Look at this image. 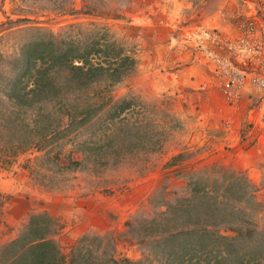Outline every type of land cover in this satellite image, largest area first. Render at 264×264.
<instances>
[{
  "label": "rangeland",
  "instance_id": "1",
  "mask_svg": "<svg viewBox=\"0 0 264 264\" xmlns=\"http://www.w3.org/2000/svg\"><path fill=\"white\" fill-rule=\"evenodd\" d=\"M262 1L73 0V11H58L49 0H0L3 56L16 53L39 32L82 38L94 29L108 31L135 59L133 69L111 87L112 97L142 105L139 115L127 110L130 125L138 119L158 129L155 150L137 152L128 145L127 131L125 142L115 140L86 158L87 163L107 164H88L62 177L55 173L53 158H82L81 145L101 134L105 115L53 144L47 154L50 148L30 147L2 161L0 250L32 215L43 213L57 222L54 239L66 262L77 244L90 249V263L139 261L148 251L132 239L126 221L155 217L188 194L189 179L212 177L220 170L244 173L256 184L255 196L263 206L253 219L264 228V161L248 156L256 149L264 152L261 93L253 91L252 97L245 94L230 104L208 63L209 53L220 50V39L255 32L245 31L251 21L261 28ZM107 244L112 248L108 254Z\"/></svg>",
  "mask_w": 264,
  "mask_h": 264
},
{
  "label": "trees",
  "instance_id": "2",
  "mask_svg": "<svg viewBox=\"0 0 264 264\" xmlns=\"http://www.w3.org/2000/svg\"><path fill=\"white\" fill-rule=\"evenodd\" d=\"M49 3L58 11L74 10L73 0ZM134 64V57L105 29H94L82 38L39 32L21 43L16 53L0 55V163L30 147L50 148L47 154L53 144L77 128L90 126L101 115H105L104 128L93 141L81 145L82 158L68 154L65 162H59L56 155L52 161L55 173L62 177L88 164H107L104 160L87 163L86 158L107 150L115 140L125 142L130 132L128 145L137 152L158 148L154 125L148 128L138 119L131 125L128 122L127 110L133 108L139 115L142 105L135 107L131 99L111 95V87ZM188 188L186 196L155 217L126 221L130 236L148 255L139 261H125L264 264V228H258L253 219L263 206L255 196L256 184L244 173L220 170L212 177L194 176ZM221 227L232 233H221ZM57 231V222L49 216L32 215L27 225L2 246V264H100L88 262L90 249L79 244L66 262L54 239ZM110 250L107 244V254Z\"/></svg>",
  "mask_w": 264,
  "mask_h": 264
},
{
  "label": "built area",
  "instance_id": "3",
  "mask_svg": "<svg viewBox=\"0 0 264 264\" xmlns=\"http://www.w3.org/2000/svg\"><path fill=\"white\" fill-rule=\"evenodd\" d=\"M258 16L260 29L251 21L245 31L255 32L234 39H220V50L208 55L210 70L218 77L223 98L233 105L245 94L252 97L253 91H258L261 93L258 102L264 106V0Z\"/></svg>",
  "mask_w": 264,
  "mask_h": 264
},
{
  "label": "crops",
  "instance_id": "4",
  "mask_svg": "<svg viewBox=\"0 0 264 264\" xmlns=\"http://www.w3.org/2000/svg\"><path fill=\"white\" fill-rule=\"evenodd\" d=\"M237 29V27H236ZM248 156H250V158H252L253 160H260V161H264V152H263V149H256L254 150L251 154L249 153ZM238 159V156H236V160ZM85 211L86 212H90V209L89 207H86L85 208ZM94 212H97L94 211ZM105 213H103L102 215H104ZM105 221H106V218H105Z\"/></svg>",
  "mask_w": 264,
  "mask_h": 264
}]
</instances>
